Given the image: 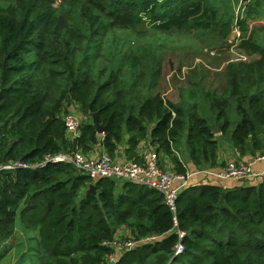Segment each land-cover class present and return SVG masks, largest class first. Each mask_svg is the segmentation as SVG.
<instances>
[{"label":"trees","instance_id":"obj_1","mask_svg":"<svg viewBox=\"0 0 264 264\" xmlns=\"http://www.w3.org/2000/svg\"><path fill=\"white\" fill-rule=\"evenodd\" d=\"M57 1L64 8L55 7ZM208 9L205 0H9L0 9V164L41 162L97 144L92 122L82 123L75 139L67 138L62 111L66 102H75L82 114L98 116L109 153L127 132L129 151L150 134L156 151L171 155V145L186 130L192 161L215 165L218 144L204 117L189 114L187 127L183 109L158 94L130 103L113 65L95 72L89 63L90 42L100 29L145 19L162 32L181 30L205 19ZM237 103L240 121L232 145L240 155L263 151L264 97L253 95L249 111ZM216 123L225 135L230 122L223 111ZM89 184L63 163L1 171L0 247L30 233L29 264H103L116 252L104 243L127 226L137 241L159 239L137 244L113 264H145L150 256L155 264H264V176L231 188L204 184L183 190L175 213L159 192L144 186L104 178L94 194H81ZM178 242L183 252L175 255Z\"/></svg>","mask_w":264,"mask_h":264},{"label":"rangeland","instance_id":"obj_2","mask_svg":"<svg viewBox=\"0 0 264 264\" xmlns=\"http://www.w3.org/2000/svg\"><path fill=\"white\" fill-rule=\"evenodd\" d=\"M240 1L246 0H205L211 13L181 30L162 32L145 19L132 27L100 29L95 41L90 42L89 63L95 64V72L97 68L113 65L130 103L136 104L138 99L158 94L167 105L184 109L194 105L196 113L212 123L214 112L219 109L231 114L235 113V108L237 112L238 99L249 111L253 95L264 97V0L247 4L242 13L244 29L240 28L241 37L235 40L232 31ZM8 5L9 0H0V9ZM58 5L64 8L59 1L54 4ZM115 61H120V65ZM236 73L244 76L239 80L232 78ZM247 74L252 76L247 77ZM209 104L213 114L208 112ZM67 114L76 116L80 124L92 122V117L82 114L75 102L64 104L62 117ZM258 153L264 154V150ZM240 161H223L222 169ZM85 192L88 193V186L81 194ZM30 236V233L26 236L19 233L14 240L1 246L0 264H29L28 255L34 245L28 240ZM114 238L120 244L134 241L137 245V237L127 226L117 228ZM124 253L125 250L117 249L115 258ZM155 262L154 256H150L145 264Z\"/></svg>","mask_w":264,"mask_h":264},{"label":"built area","instance_id":"obj_3","mask_svg":"<svg viewBox=\"0 0 264 264\" xmlns=\"http://www.w3.org/2000/svg\"><path fill=\"white\" fill-rule=\"evenodd\" d=\"M253 0L240 1L238 4V13L235 17L233 35L234 39L238 40L241 37L239 20L242 19V13L245 11L247 4ZM243 61H248L242 58ZM178 79L180 76L176 75ZM174 115V113L172 112ZM66 136L73 140L80 134V121L76 116L67 114L62 117ZM264 162V154H257L250 160L240 161L236 163H229L219 172L197 171L178 173L164 169L159 161V155L156 151V146L151 149H144L140 160H123L119 161L103 152L98 156H90L86 154L81 148H68L55 154L46 156L41 162L25 163L22 161H8L0 164V172H12L16 169L40 168L47 164H69L81 175L86 176L90 183L100 179H113L120 184L132 183L139 186L155 190L162 195L163 203L169 208L172 213L176 211V203L180 193L188 187L190 180L194 175L203 174L212 176L216 179L226 180L232 179L243 181H256L264 176V169L257 172L254 168L255 164ZM178 238L183 237V233L177 231ZM159 239V236H147L137 241V244L145 242H154ZM104 245H112L115 250H130L135 247L134 241H128L120 244L116 239L112 243L107 242ZM183 252V247L180 242L174 246V254L178 255ZM117 259L115 255H110L106 258L103 264H113Z\"/></svg>","mask_w":264,"mask_h":264},{"label":"crops","instance_id":"obj_4","mask_svg":"<svg viewBox=\"0 0 264 264\" xmlns=\"http://www.w3.org/2000/svg\"><path fill=\"white\" fill-rule=\"evenodd\" d=\"M247 75L252 76L251 74H247ZM242 76L244 75L241 73H236V74H233V76L231 77L239 80L240 78H242ZM174 106L183 109V111L185 112L186 115H185L184 120L186 122L187 127H188V121H189V114L191 113H195L196 115L204 117L207 120V118L201 113H196L197 109L194 107V105L190 106L188 109H184L183 107L176 106V105ZM207 107L210 108L208 112L210 114H213V111L211 109L212 105L209 104ZM220 111L224 112V114L227 117V120L230 122V126L228 127L225 135H222V132L220 131L221 129L218 127L219 124L216 123V117ZM234 112L235 113L229 114L228 112H226L225 109L222 108V109L217 110V112H214L215 116H214L213 123L207 120L209 125L213 127V134L218 144L215 165L210 166L209 164L204 163V162H201L200 164L196 165L192 161L191 155H190V149L186 141L187 131L184 130V132L181 134L180 138H178L176 143L171 145V150H172L171 155H166L163 152H158L159 161H160L161 166L164 169L168 171H173V172H176V169L179 166L184 167L186 171L189 173H192V172L194 173L197 171L219 172L220 170H222L221 164L223 161L229 162L235 159L246 161V160H250L251 158H253V156L259 154L258 152L261 153L262 151H256L253 154H251V152H247L244 155H240L237 149L232 145L230 137L234 129V126L240 121V117L237 114L235 108H234ZM215 129H217L216 132H215ZM101 136L102 135H100V141L97 144L92 145L89 150L85 151L86 154L96 157L103 152H108L101 142L102 140ZM128 139H129L128 133L124 132L122 140L116 144V147L113 153H110L113 158L119 161L140 160L141 154L144 149H151L154 147V145H152V143L150 142V134L148 135L146 139L140 141L138 146L132 151H129ZM254 168L257 172L263 171L264 162L255 164ZM239 183L241 182L237 180H232V179L220 180L212 176L198 174V175H194V177L190 180V184L184 190L187 189V190L195 191L197 188H199L200 186L204 184L218 185L224 188H231L235 185H238Z\"/></svg>","mask_w":264,"mask_h":264},{"label":"water","instance_id":"obj_5","mask_svg":"<svg viewBox=\"0 0 264 264\" xmlns=\"http://www.w3.org/2000/svg\"><path fill=\"white\" fill-rule=\"evenodd\" d=\"M92 125L94 126L96 133L98 135H103L104 133V127L100 124L98 116L96 114L92 115ZM217 129H215V132ZM98 180L93 181L88 185V193L89 194H94L95 193V185ZM241 181V180H240Z\"/></svg>","mask_w":264,"mask_h":264}]
</instances>
